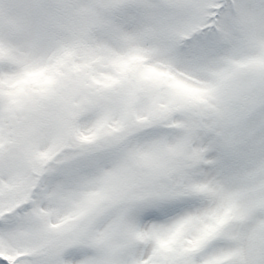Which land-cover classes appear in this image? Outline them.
Instances as JSON below:
<instances>
[{"label":"rangeland","instance_id":"obj_1","mask_svg":"<svg viewBox=\"0 0 264 264\" xmlns=\"http://www.w3.org/2000/svg\"><path fill=\"white\" fill-rule=\"evenodd\" d=\"M0 264H264V0H0Z\"/></svg>","mask_w":264,"mask_h":264}]
</instances>
